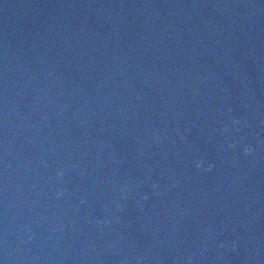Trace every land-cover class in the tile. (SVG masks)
<instances>
[{
  "label": "water",
  "instance_id": "1",
  "mask_svg": "<svg viewBox=\"0 0 264 264\" xmlns=\"http://www.w3.org/2000/svg\"><path fill=\"white\" fill-rule=\"evenodd\" d=\"M0 264H264V0H0Z\"/></svg>",
  "mask_w": 264,
  "mask_h": 264
}]
</instances>
